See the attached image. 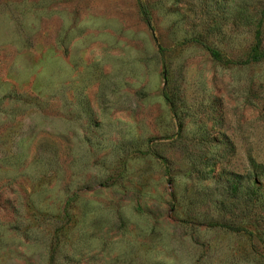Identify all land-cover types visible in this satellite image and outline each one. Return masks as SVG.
Segmentation results:
<instances>
[{
	"label": "rangeland",
	"instance_id": "obj_1",
	"mask_svg": "<svg viewBox=\"0 0 264 264\" xmlns=\"http://www.w3.org/2000/svg\"><path fill=\"white\" fill-rule=\"evenodd\" d=\"M141 1L0 0V264H264V0Z\"/></svg>",
	"mask_w": 264,
	"mask_h": 264
},
{
	"label": "trees",
	"instance_id": "obj_2",
	"mask_svg": "<svg viewBox=\"0 0 264 264\" xmlns=\"http://www.w3.org/2000/svg\"><path fill=\"white\" fill-rule=\"evenodd\" d=\"M138 6L140 9V12L142 14L143 19L145 20L146 24L148 25V27L150 29H152V17L151 14L149 12L148 7L141 1L138 0ZM258 34V32H257ZM197 42L201 43V41L199 39H196ZM204 45V47L206 48V50L209 52V54L216 60H221L222 56L221 53L218 49H216L215 47H212L208 44L202 43ZM264 59V49H262L261 47V39L259 38V35L256 36V41L255 44L253 45L249 55L247 56V58L245 60H243V63H251V62H257ZM262 175H264V171H262ZM221 225L226 226L228 228H239V227H235L232 225H227V223H221ZM236 230V229H235ZM237 230H242V229H237Z\"/></svg>",
	"mask_w": 264,
	"mask_h": 264
}]
</instances>
